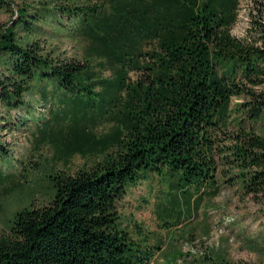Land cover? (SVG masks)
<instances>
[{"label": "trees", "instance_id": "16d2710c", "mask_svg": "<svg viewBox=\"0 0 264 264\" xmlns=\"http://www.w3.org/2000/svg\"><path fill=\"white\" fill-rule=\"evenodd\" d=\"M12 2L0 0V11ZM41 6L58 18L38 25ZM41 6L15 9L17 20L0 31V125L39 75L98 98L104 113L121 107L120 128L102 160L56 171L48 204L15 214L0 235V264H151L159 245L138 227L134 239L116 206L127 186L148 177L142 171L197 207L219 191L218 174L247 196L264 195V89H256L264 86V35L261 46L231 35L239 0ZM62 38L85 44L81 60L45 51V40ZM196 261L233 264L215 249Z\"/></svg>", "mask_w": 264, "mask_h": 264}, {"label": "rangeland", "instance_id": "374dc122", "mask_svg": "<svg viewBox=\"0 0 264 264\" xmlns=\"http://www.w3.org/2000/svg\"><path fill=\"white\" fill-rule=\"evenodd\" d=\"M46 1L13 0L11 9L0 11V31L17 20L15 9L27 5L32 13ZM37 16L38 25L58 18L47 6H41ZM62 23L69 30V20ZM263 30L264 0H239L231 35L261 46ZM44 45L46 52L53 49L79 60L85 46L65 38L47 39ZM34 83L36 88L23 95L22 104L10 110L0 125V235L21 209L48 204L54 192L50 177L56 171L74 173L102 160L120 128L114 115L122 112L121 107L112 110L114 115L104 113L98 98L74 96L55 81L39 80V75ZM140 174L141 179L148 177L127 186L116 206L134 239L138 227L149 246L159 245L151 264H198L196 260L213 249L223 251L233 264H264V195L247 196L218 174L219 191L212 198L206 194L197 207L195 202H182L156 176Z\"/></svg>", "mask_w": 264, "mask_h": 264}]
</instances>
